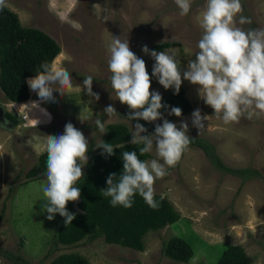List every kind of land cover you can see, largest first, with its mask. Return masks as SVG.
Returning a JSON list of instances; mask_svg holds the SVG:
<instances>
[{
    "label": "rangeland",
    "instance_id": "obj_1",
    "mask_svg": "<svg viewBox=\"0 0 264 264\" xmlns=\"http://www.w3.org/2000/svg\"><path fill=\"white\" fill-rule=\"evenodd\" d=\"M205 3L206 0H192L189 14L181 16L174 0H7V7L18 13L25 26L40 28L58 41L61 52L54 61L71 73L73 85L78 87L65 90L64 95L54 91L55 101L43 102L30 90L28 78L19 103L8 101L0 89V103L9 110H19V114L22 111L33 115L26 124L20 120L14 127L8 124L4 127L0 118V264L20 263L18 255L29 264H39L51 247L60 215L57 213L53 220H48L42 209L47 199L43 192L46 178L29 179L26 175L40 156L47 154L45 137L63 134L65 125L71 122L83 132L89 145L96 146L103 136L95 125L97 118L106 122L105 127L122 122L133 131L139 123L126 120L133 110L116 99L111 87L108 46L113 36L128 39L130 49L145 60L150 76L155 60L142 51L143 46L150 48L161 41H176V46L166 50L175 51L183 76L188 61L194 60L198 51L196 44L202 29L197 17ZM241 3L242 15L252 20L241 27L264 28V0H241ZM88 75L94 79L93 92L99 93V101L90 97L83 86ZM181 87L193 109L177 117L169 114V108L162 116L172 118L178 127L181 121H186L189 136L210 144L223 166L216 165L202 147L192 145L175 166L168 168V175L155 181V192L167 196L181 212V218L151 232L145 251L97 238L73 246L61 245L51 258L79 252L92 264H215L226 247L240 244L253 258V264H264V114L225 124L199 97V85L183 80ZM150 90L165 94L175 89L166 90L152 76ZM109 105L120 116L110 119L104 113ZM197 108L202 115L209 116L200 134L192 124V113ZM33 122L42 124L33 128L30 127ZM148 123L149 130L142 135L154 133L156 124L162 125L163 120ZM151 154V159L157 158L155 149ZM228 167L237 171L229 172ZM20 169L24 172L15 181ZM79 200L74 202L77 210ZM173 236L197 239L191 261L176 262L164 255L163 244ZM43 264H50V260Z\"/></svg>",
    "mask_w": 264,
    "mask_h": 264
},
{
    "label": "clouds",
    "instance_id": "obj_2",
    "mask_svg": "<svg viewBox=\"0 0 264 264\" xmlns=\"http://www.w3.org/2000/svg\"><path fill=\"white\" fill-rule=\"evenodd\" d=\"M174 2L181 16L189 14L192 0ZM6 6L7 0H0V10ZM242 12L241 0H206L197 17L202 29V35L196 44L198 51L195 59L188 61V68L183 76L181 62L174 50L157 52L149 50L147 45L143 46L142 51L155 60L150 76L145 60L130 49L128 39L113 36L112 43L108 46V69L116 99L133 110L126 120H163L162 125L156 124L154 133L150 135H142L148 129L140 123L135 124L130 143L142 145L139 147V156L136 151H124L122 174L119 177L115 173L110 174L106 181L107 188L100 192L103 197L111 198L113 207L120 205L131 208L133 198L138 193L151 208H158L159 203L154 198L155 181L169 174L168 168L175 166L192 140L186 121H181L178 127L162 116L161 109L166 106L162 103L161 93L150 90L152 76L166 90L174 88L176 94H179L183 80L199 85V97L214 109V115L225 124L239 122L242 117L252 119L254 115L264 114V28L241 27L252 23L251 18L242 15ZM40 68L42 71L38 70L34 77L27 78L30 90L37 93L40 101L54 102V91L64 95L65 90L71 91L73 87H78L73 85L71 73L56 61L44 62ZM93 80L91 75L86 76L83 86L90 97L99 101V93L93 92ZM54 85L58 87H53ZM91 102L90 100L89 103ZM33 104L39 106L36 102ZM0 108V118L12 127L19 125L20 120L24 121L22 124H26L33 116L22 111L19 114L17 109L9 110L3 103H0ZM5 109L17 115L18 124L14 125L5 118ZM104 113L110 119L120 116L112 105L107 106ZM169 114L180 117L182 109L172 107ZM208 120L209 116L202 115L199 108L193 111L192 124L199 134L205 128L204 122ZM105 123L99 118L95 120V125L102 134L107 132ZM41 124L33 122L30 127ZM96 147L104 149L102 155H114L115 149L121 146L116 145L114 148L112 144L102 141L96 143ZM45 149L47 182L43 192L47 199L42 209L48 214V220H53L58 213L65 218V225L72 224L76 215L69 212L66 206L69 201H78L81 196L80 188L75 185L84 176L89 141L81 130L68 122L63 134L45 137ZM154 149L157 158H139L152 153Z\"/></svg>",
    "mask_w": 264,
    "mask_h": 264
},
{
    "label": "trees",
    "instance_id": "obj_3",
    "mask_svg": "<svg viewBox=\"0 0 264 264\" xmlns=\"http://www.w3.org/2000/svg\"><path fill=\"white\" fill-rule=\"evenodd\" d=\"M177 44L176 41H161L152 45L149 50L164 51ZM60 52L61 46L52 35L40 28L25 26L18 13L7 6L0 10V89L6 99L21 100L25 95L23 89L25 80L34 77L38 70L42 71L40 65L44 62H53ZM161 95L162 103L166 106L161 109V113L172 107L181 108L182 114H187L193 109L183 87L180 88L179 94L174 90ZM5 118L14 125L19 123L17 115L6 109ZM169 121L172 122V118ZM139 123L149 130L150 123L144 120H139ZM3 125L6 127L5 122ZM106 129L107 132L103 134L100 142L112 144L114 148L116 145L121 147L115 149L114 155H102L104 149L97 148L93 143L89 145L88 162L83 169L84 176L75 185L81 190L80 200L77 203L79 210L74 207L73 201H69L67 205V210L75 214L76 219L72 224L65 225V218L59 216L51 247L39 264H43L48 259L50 264H92L89 258L79 252L61 253L54 258L51 256L61 245L73 246L84 240L97 238H103L109 244L145 251L146 239L151 232L159 231L181 218V212L174 203L160 193L155 192L154 198L159 203L156 209L151 208L138 193L133 198L134 203L131 208L120 205L113 207L110 203L111 198L101 195V190L107 188L108 176L115 173L119 177L122 174V153L136 151L139 156V147L142 146L130 143L133 130L126 123H110ZM192 145L202 147L216 165L223 166L222 159L210 144L198 137H192L189 146ZM139 158L150 160L152 154H145ZM227 169L229 172L237 171L232 167ZM46 170L47 154L40 156L26 175L29 179L46 178ZM23 172L22 169L18 171L15 181ZM192 234L195 235L193 232ZM197 239L193 241L191 238L173 236L163 244V253L176 262L187 263L195 256L194 244ZM23 241L24 237L22 246ZM16 258L20 262L18 264H29L22 255ZM253 262V258L248 255L244 246L230 244L215 264H253Z\"/></svg>",
    "mask_w": 264,
    "mask_h": 264
},
{
    "label": "water",
    "instance_id": "obj_4",
    "mask_svg": "<svg viewBox=\"0 0 264 264\" xmlns=\"http://www.w3.org/2000/svg\"><path fill=\"white\" fill-rule=\"evenodd\" d=\"M0 110H2V108H0ZM3 112V111H2ZM1 115V114H0Z\"/></svg>",
    "mask_w": 264,
    "mask_h": 264
}]
</instances>
